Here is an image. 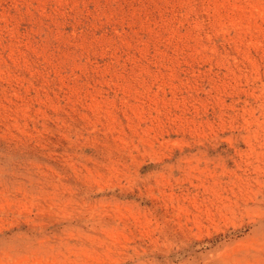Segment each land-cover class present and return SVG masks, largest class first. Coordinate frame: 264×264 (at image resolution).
Here are the masks:
<instances>
[{
  "label": "rangeland",
  "instance_id": "1",
  "mask_svg": "<svg viewBox=\"0 0 264 264\" xmlns=\"http://www.w3.org/2000/svg\"><path fill=\"white\" fill-rule=\"evenodd\" d=\"M0 264H264V0H0Z\"/></svg>",
  "mask_w": 264,
  "mask_h": 264
}]
</instances>
